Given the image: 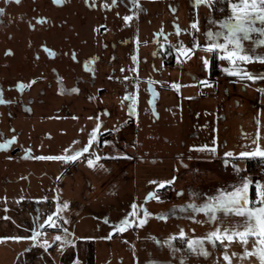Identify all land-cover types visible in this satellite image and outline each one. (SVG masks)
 <instances>
[{
	"label": "rangeland",
	"instance_id": "374dc122",
	"mask_svg": "<svg viewBox=\"0 0 264 264\" xmlns=\"http://www.w3.org/2000/svg\"><path fill=\"white\" fill-rule=\"evenodd\" d=\"M82 1L63 0L62 5L53 6L49 0H21L20 4L0 0V8L5 9L0 15V88L3 99L9 101L0 103V143L16 137L7 149H0V237H30L34 227L43 224L58 205L63 206V194L57 195L55 188L63 185L61 173L74 180L68 188L74 193L79 164L96 156L137 157L135 205H143L154 215L148 216L142 227L114 232V226L126 216L134 218L129 215L133 212L129 198L87 206L72 201L66 208L67 221L56 220V228L45 225L40 230L45 234L35 243L30 239L0 241V264H180L182 256L186 264H213L220 247L213 250L206 244L212 255L205 258L173 251L158 245L156 239L164 241L181 228L188 237L210 231L207 223L196 222L205 219L203 213L186 207L181 211V206L214 197L212 193L221 189H210V183L234 180L235 176L221 167L226 165L224 160L197 162V157H225V152L251 150L257 132V142L264 146V92L261 109L250 102L255 101V93L241 97L225 94L230 87L248 92L264 89V79L249 81L231 75L224 71L229 62L211 53L205 68L202 58L206 54L201 49L187 59L178 58L175 51L180 41L188 47L193 41L191 30L177 36L174 26L185 29L198 19L201 31L196 36L205 43L202 33L209 27V17L219 20L230 10L218 3L217 10L210 13L204 6L194 8L192 0H137L139 7L132 0H118L117 5L105 8V2L111 3L105 0L95 12ZM221 7L223 12L218 10ZM132 12L137 15L125 23L123 17ZM37 18L45 22L38 23ZM99 25L103 33L93 36L91 27ZM252 37L258 38V34ZM243 43L246 49L252 47V41ZM42 45L55 56L49 57ZM9 49L11 54L6 55ZM255 52L264 54V47ZM239 70L264 76V63H241ZM58 77L62 82L58 83ZM17 82L24 83L22 90L16 87ZM74 87L79 91L72 92ZM256 113L258 130L250 120ZM97 124L98 139L81 158H39L71 155L88 143ZM213 142L214 153L210 151ZM204 145L209 147L202 148ZM15 148L19 151L12 155ZM246 159L238 160L244 170ZM248 174L264 182L261 164ZM170 180L171 184L157 187ZM84 181L88 183L87 177ZM193 181L200 182V189L192 190ZM149 192L161 199L145 201ZM136 213L142 216L143 210L138 207ZM164 215L167 220L157 218ZM56 235L62 239L53 242ZM43 239L51 244L47 252L40 244ZM173 243L177 249L186 247L179 237ZM230 250L243 249L233 244Z\"/></svg>",
	"mask_w": 264,
	"mask_h": 264
},
{
	"label": "snow or ice",
	"instance_id": "6c2138e0",
	"mask_svg": "<svg viewBox=\"0 0 264 264\" xmlns=\"http://www.w3.org/2000/svg\"><path fill=\"white\" fill-rule=\"evenodd\" d=\"M9 0H5V3H8ZM87 2V0H86ZM16 4H20L21 0H15ZM53 3L56 5H61L63 0H53ZM118 0H111V3L105 2L103 7L111 8L117 5ZM134 6L139 7L137 0H132ZM193 7L199 8L200 6L207 7L210 13H214L217 9L216 4L222 3L227 6L230 10V14L219 20L215 18L214 15H211L208 19L209 27L202 33L205 38V43H201L196 36V33H200L201 26L198 19L191 21L188 28L180 29L178 25L174 26L176 29V35L179 36L180 33L189 32L192 35V46H186L182 41L179 42L178 46L175 47V51L179 56H184L186 59L190 58L189 54L194 53L196 49H201L206 55L203 59V65L205 68L209 67V59L207 54L211 53L217 56L221 60H227L230 67L225 68L224 71L228 72L231 75L238 76L242 79H247L249 81H255L257 79H264V76H259L256 73H251L247 70H239L241 63L248 62H260L264 63V54H258L255 52V49L258 47H264V0H192ZM170 9L175 12L176 9ZM223 12L225 9L221 7L218 9ZM5 9L0 8V15L4 13ZM119 15V13H117ZM137 15L136 12H132L131 15H125L123 20L125 23H128L133 20V17ZM38 23L45 22L44 18H37ZM259 24V26H257ZM215 27V31H213ZM258 34V38L253 39L252 34ZM158 33L157 35H160ZM252 41V47L246 49L244 46V41ZM44 50L47 52L49 57H54L55 52L52 49L43 46ZM163 47V45H161ZM11 50L6 51V55H10ZM72 59H76L75 52L72 53ZM135 60V57L133 58ZM232 68L237 69L232 71ZM127 79V77H125ZM62 82V78L58 77V83ZM35 83V80L31 81ZM151 83V81H150ZM29 84V86H30ZM23 82H17L16 87L20 90L24 88ZM72 92H78V88L71 89ZM260 91L264 92V89ZM3 88H0V103H9L3 99ZM127 99L132 100L131 96H128ZM31 110L30 108L28 109ZM100 124H97L95 128L92 129V132L89 134L88 143L78 150H74L71 155L65 154L61 156H47L39 157L41 159H56V160H65V161H75L78 158L82 157V154L89 151L92 143L98 139V130ZM14 131V130H13ZM259 132H257V139L252 141V149L240 151L239 153H233L231 151L225 152V157L228 158H261L264 159V146H261L257 141L259 139ZM16 137L11 139H6L0 143V149H7L12 143H14ZM77 141H73V144ZM108 143V141H105ZM208 145L202 146V148H208ZM211 152H215V142H213V147L210 149ZM65 153H68V149H65ZM100 157L96 156L95 160H99ZM229 160H225V163H229ZM87 164L89 167L94 166V160L92 158L87 159ZM103 167V165H100ZM232 167L237 171H242L236 164H232ZM175 178H173L174 180ZM173 181H164L160 182L157 187H163L164 184H171ZM255 185L254 187V196L255 201L250 199V186ZM182 193H178L181 195ZM156 199L159 201L161 197L154 193L149 192L145 197V201L148 199ZM6 199V198H5ZM43 199H46L43 198ZM63 208L68 207V202L63 203ZM133 212L129 215L134 217L129 219L127 216L122 219L119 224L115 225L113 228L114 232H124L129 227H142L147 223V217L154 215L146 208H143V205H133ZM140 208L143 210V215L138 216L136 209ZM186 208H190L193 213H203L205 216L204 220H197V223H207L209 225L210 231H208L203 236H192L188 237L184 229L181 228L177 234L169 236L166 240L160 241L156 239L158 245H167L173 251H182L188 255L203 256L208 258L212 255L209 249L206 247V244L211 245V248L215 250L216 248H222L219 256L213 260V264H264V182L260 180H254L248 176H241L240 183L233 187L231 191L226 193H221L218 196L209 197L201 204L191 203L187 206H181V211ZM60 206L58 205L57 212H54L48 215L43 224H38L37 227H34L32 235L30 237L22 236H10V237H0V241L12 240V241H21L25 239H30L34 243L37 238L45 233H42L40 230L44 229L45 225H48L51 228H56V220L62 219L58 212ZM55 217V219H54ZM161 220H167L168 216H159L157 217ZM190 219L195 220V216H190ZM8 219V217H5ZM139 221L136 223V221ZM63 231L67 233L68 229L64 228ZM194 231V230H193ZM179 240L182 243L186 244V247L177 249L173 241ZM110 238V237H108ZM62 237L56 235L53 238V242L60 241ZM251 241V243H250ZM41 246L44 247V250L47 252L48 248L51 247V244L47 239L40 241ZM233 244H238L243 250L241 252L231 251ZM61 244V248H63ZM222 257V259H221ZM255 258V260H253ZM74 264H78L74 262ZM149 264H156L155 261L149 262ZM180 264H186L185 259L181 258Z\"/></svg>",
	"mask_w": 264,
	"mask_h": 264
},
{
	"label": "crops",
	"instance_id": "0c3cea01",
	"mask_svg": "<svg viewBox=\"0 0 264 264\" xmlns=\"http://www.w3.org/2000/svg\"><path fill=\"white\" fill-rule=\"evenodd\" d=\"M230 93L231 95H234L236 97H241L243 93H255L257 95L255 101H250L252 104H254L255 109H261V94H263L262 91H249L248 90H241L239 88L230 87L229 90L225 91V94ZM264 108V107H263ZM258 115L254 116L251 114V121H254L255 130H258V126L260 124L259 120L257 119ZM111 135L112 138V134ZM92 158V157H91ZM94 160V166L89 167L87 164V159H83L81 163L79 164V171L75 175V189L76 191L70 192L68 190L69 185L72 183L69 177L63 176L64 173H61V176H59V179L62 178L63 185L62 187H56V193L57 195H62L61 197L62 202H72V201H80L81 205H90L96 201H104L107 199H118V198H129L133 203L135 204L137 193H138V186L136 181V166L134 162L136 161V156H129V157H121V158H108L104 157L100 160H95V158H92ZM222 161V160H229L230 162L226 165H222L221 167L227 168V171H231L232 174L230 176H235L234 180H222L221 182H215V184L210 183V189L217 190V188L221 189V192L214 191L212 195L218 196L221 193H226L232 190L233 187L237 186L240 183L241 176H248L252 179L255 178V175H250L245 172L242 167L239 166L238 160H241V158H228V157H197L195 161ZM261 159V158H258ZM264 161V159H261ZM196 163V162H194ZM232 164H236L239 169L242 171H237L232 167ZM244 164V163H243ZM100 165H103V167H100ZM106 172V174H105ZM97 174V175H96ZM104 175V176H103ZM84 176V178H82ZM228 176V175H227ZM260 176V175H259ZM87 177V182L84 183V179ZM74 181V180H73ZM57 182V181H55ZM213 186V188H212ZM254 187L253 184L250 186V199L252 201H255L254 196ZM200 189V182L193 181L192 182V190ZM81 198V199H80ZM62 203V204H63ZM54 206H57V201H54ZM57 212V211H56ZM58 215L62 218L61 221L68 219V210L66 208L60 207V210L58 212ZM55 218V217H54ZM148 218V217H147ZM146 218V219H147ZM59 220V219H58Z\"/></svg>",
	"mask_w": 264,
	"mask_h": 264
},
{
	"label": "flooded vegetation",
	"instance_id": "af4514ba",
	"mask_svg": "<svg viewBox=\"0 0 264 264\" xmlns=\"http://www.w3.org/2000/svg\"><path fill=\"white\" fill-rule=\"evenodd\" d=\"M95 1V0H94ZM97 1V3H93V4H91L90 3V0H87V2H86V0H83L82 1V4L84 5V7H86V8H89L90 10H94L95 12H97L96 11V7L97 6H99L100 4H102L105 0H96ZM49 2L53 5V6H55L56 4H54L53 3V0H49ZM65 2V1H64ZM62 5V4H61ZM58 6H60V5H58ZM53 22V21H52ZM55 22H53L51 25H52V28L54 29V27H55ZM58 25V27L61 25V24H57ZM56 28V27H55ZM70 28V27H69ZM100 29H103V26H101V25H99V26H92L91 27V32H92V34H93V36H97V35H100V34H102L103 33V30L101 31ZM84 41V40H83ZM91 45H93V46H95V44H93V43H91ZM164 51V50H163ZM92 52H93V50H92ZM49 56V55H48ZM53 58V57H52ZM18 151H19V149L18 148H15V149H13L12 150V155L14 154H17L18 153Z\"/></svg>",
	"mask_w": 264,
	"mask_h": 264
},
{
	"label": "trees",
	"instance_id": "16d2710c",
	"mask_svg": "<svg viewBox=\"0 0 264 264\" xmlns=\"http://www.w3.org/2000/svg\"><path fill=\"white\" fill-rule=\"evenodd\" d=\"M257 164H261V166L264 168V161L261 159H246V168H245V172H251L254 167Z\"/></svg>",
	"mask_w": 264,
	"mask_h": 264
}]
</instances>
